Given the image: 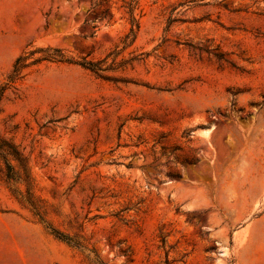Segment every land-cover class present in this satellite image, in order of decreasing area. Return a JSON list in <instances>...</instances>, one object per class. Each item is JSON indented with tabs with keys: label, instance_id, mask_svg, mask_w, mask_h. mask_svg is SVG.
<instances>
[{
	"label": "rangeland",
	"instance_id": "obj_1",
	"mask_svg": "<svg viewBox=\"0 0 264 264\" xmlns=\"http://www.w3.org/2000/svg\"><path fill=\"white\" fill-rule=\"evenodd\" d=\"M0 147V264H264V0H0Z\"/></svg>",
	"mask_w": 264,
	"mask_h": 264
},
{
	"label": "trees",
	"instance_id": "obj_2",
	"mask_svg": "<svg viewBox=\"0 0 264 264\" xmlns=\"http://www.w3.org/2000/svg\"><path fill=\"white\" fill-rule=\"evenodd\" d=\"M23 66H20V60L17 62V65H16V67H15V72H17V71H19V68H22ZM9 148H12L13 149V147H11V146H8ZM1 148V147H0Z\"/></svg>",
	"mask_w": 264,
	"mask_h": 264
}]
</instances>
